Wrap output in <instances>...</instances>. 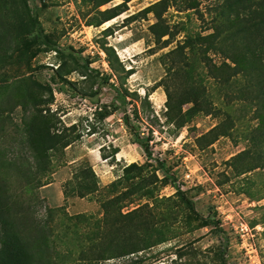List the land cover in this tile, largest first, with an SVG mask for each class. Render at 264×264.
I'll return each instance as SVG.
<instances>
[{
  "label": "rangeland",
  "instance_id": "rangeland-1",
  "mask_svg": "<svg viewBox=\"0 0 264 264\" xmlns=\"http://www.w3.org/2000/svg\"><path fill=\"white\" fill-rule=\"evenodd\" d=\"M103 1L0 0V199L49 231L53 264H264V148L248 140L262 119L239 95L245 60L233 69L211 37L224 0ZM76 178L95 192L65 194ZM114 198L126 240L109 248ZM153 231L169 240L147 246ZM90 239L105 259L82 258Z\"/></svg>",
  "mask_w": 264,
  "mask_h": 264
},
{
  "label": "trees",
  "instance_id": "trees-1",
  "mask_svg": "<svg viewBox=\"0 0 264 264\" xmlns=\"http://www.w3.org/2000/svg\"><path fill=\"white\" fill-rule=\"evenodd\" d=\"M28 1L36 2V0ZM110 1L113 0H106L103 2L108 3ZM124 1L130 2L131 0ZM165 2L167 3L168 0H164L161 3L165 4ZM186 8L191 9L194 7L187 3ZM217 8H220V14L225 17V35L222 33V27L216 25L215 32L211 37L215 39V47L217 48L216 50L219 51V54L235 63L233 69L243 68L241 65L239 66L236 58H243L245 60L246 67L248 68H243L242 71H240L241 73L236 71L235 73L237 75L242 74L246 76L247 79L243 85V90L239 95L241 98H246L251 94V100L256 107V115L259 119H262L259 126L250 132L248 139L252 142L254 147L260 150L264 148V0H224L223 4ZM157 18L161 20L162 15L158 14ZM32 21L38 30L37 39L40 41L42 40L44 43H48L46 36L43 35V27L34 11H32ZM167 35H169V33H165L162 37ZM198 38L205 39V37H201V35H198ZM193 42L195 41L191 38L188 42H185L184 45H180V47L176 49L177 55L179 57L186 56L185 49L187 48H189L191 52H194L196 46ZM169 43V40L165 41L166 46ZM186 94L190 96L186 104L194 102L191 100L192 93H190V90H188ZM134 111L136 115H138V111ZM188 112L195 113V107L189 109ZM219 129L220 128H216L213 133ZM227 129H229V127H225L224 124L223 136H225V131ZM132 132L134 135L139 136L136 133L135 127H132ZM221 132L222 131H219L218 135H220ZM210 134H212V132ZM215 141L216 140L213 142ZM139 145L143 148L147 158L151 159L153 153L149 143L139 141ZM246 154L247 151H243L237 156V159ZM263 156L264 152H260L258 154V160L261 161ZM248 171L249 170H246L244 173ZM89 178V176L85 177L86 180ZM76 179L77 184H75V186H73V180L67 183L66 188L69 187V189L65 191V194L68 195L70 192H76L79 196L86 197L95 192V190L92 189L93 186H95L93 180L91 183L85 184L84 182H78V178ZM114 186L115 185L112 184L111 188ZM145 186V183L140 182L134 189L142 190ZM183 197L190 211L198 215L194 203L190 201V199H187L185 195ZM114 201H116L115 198L114 200L104 202L102 205L105 214L108 215V219H111L113 222L116 221L114 224L115 226H113L115 230L113 238L105 241L109 248L117 244L121 245L126 240L123 236L124 227L119 226V217H121V213H110V208ZM26 212V209L19 199H12L10 197L0 199V264H53L52 259L46 252L48 243L46 235L49 231L45 230L40 224L37 226L33 224ZM215 214V212L210 213L207 218H202V220L205 226H211L220 232V221L215 218ZM153 233L155 232H150V236L148 234L146 235L147 242L149 243L147 246L163 244L169 240L165 234L161 236L158 235L153 240L151 238ZM90 241L93 242L90 243L89 251H83L81 253L82 258L89 261L105 259L104 254L106 251L100 249V246L94 239H90ZM222 255L224 256L223 252Z\"/></svg>",
  "mask_w": 264,
  "mask_h": 264
},
{
  "label": "built area",
  "instance_id": "built-area-1",
  "mask_svg": "<svg viewBox=\"0 0 264 264\" xmlns=\"http://www.w3.org/2000/svg\"><path fill=\"white\" fill-rule=\"evenodd\" d=\"M186 177H187V179H188V178H190V175H187Z\"/></svg>",
  "mask_w": 264,
  "mask_h": 264
}]
</instances>
